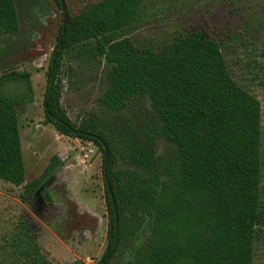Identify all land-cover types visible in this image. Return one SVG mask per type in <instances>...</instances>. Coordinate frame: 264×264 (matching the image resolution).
<instances>
[{
    "label": "trees",
    "instance_id": "obj_1",
    "mask_svg": "<svg viewBox=\"0 0 264 264\" xmlns=\"http://www.w3.org/2000/svg\"><path fill=\"white\" fill-rule=\"evenodd\" d=\"M150 1L98 0L74 16L67 10L69 22L64 32L59 28L48 57L43 122L61 135L93 143L102 156L108 221L105 247L94 264H111L123 236L144 218L150 236L129 264H252L253 242L264 224L260 101L232 78L220 44L204 29L178 31L157 47L118 37L142 19ZM18 24L15 0H0V36ZM67 51L80 59L103 56L110 67L98 96L101 105L117 113L147 96V121L131 130L92 114L71 119L60 101ZM8 83L20 90L7 92ZM32 98L28 72L0 74V179L22 185L24 203L39 191L51 204L43 185L64 165L58 155L25 182L16 105ZM159 139L169 144L163 155L156 150ZM119 161L128 167L117 168ZM37 238L21 218L12 238V264H51Z\"/></svg>",
    "mask_w": 264,
    "mask_h": 264
},
{
    "label": "rangeland",
    "instance_id": "obj_2",
    "mask_svg": "<svg viewBox=\"0 0 264 264\" xmlns=\"http://www.w3.org/2000/svg\"><path fill=\"white\" fill-rule=\"evenodd\" d=\"M96 1L65 3L74 16ZM15 4L18 29L0 36V74L10 70L30 74L33 98L16 105L25 182L38 176L53 154L64 165L46 185L51 204H45L38 192L24 203L19 198L22 185L0 179V264H12V238L21 218L37 233L51 264H94L105 247L108 221L101 152L93 143L61 135L43 122L48 57L62 25V12L55 0H15ZM192 29H204L220 44L232 78L260 101V207L264 212V0H154L147 3L139 22L116 35L130 38L137 46L157 47L176 32ZM109 67L103 56L80 59L67 51L59 74L62 107L73 120L92 114L134 130L136 124L147 121L150 100L140 97L117 113L103 107L98 96L107 86ZM5 90L18 92L20 85L8 83ZM168 147L163 139L156 143L158 154L163 155ZM116 167L128 165L119 161ZM260 229L263 232L253 242L252 264H264V224ZM149 236V222L144 218L123 236L111 264L132 262Z\"/></svg>",
    "mask_w": 264,
    "mask_h": 264
},
{
    "label": "water",
    "instance_id": "obj_3",
    "mask_svg": "<svg viewBox=\"0 0 264 264\" xmlns=\"http://www.w3.org/2000/svg\"><path fill=\"white\" fill-rule=\"evenodd\" d=\"M59 4H60V8H61V12H62V16H63V20H62V32H64V28L65 26L68 24L69 22V16L67 13V8H66V3L65 0H58ZM107 158H108V152L106 150L105 147V151L103 153V165L106 166L107 164ZM59 170V169H58ZM58 170L47 180V182L43 185L46 186L47 183L51 180V178L58 172ZM37 193V192H36ZM39 193V191H38Z\"/></svg>",
    "mask_w": 264,
    "mask_h": 264
},
{
    "label": "flooded vegetation",
    "instance_id": "obj_4",
    "mask_svg": "<svg viewBox=\"0 0 264 264\" xmlns=\"http://www.w3.org/2000/svg\"><path fill=\"white\" fill-rule=\"evenodd\" d=\"M60 169V168H59Z\"/></svg>",
    "mask_w": 264,
    "mask_h": 264
}]
</instances>
